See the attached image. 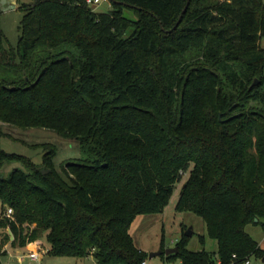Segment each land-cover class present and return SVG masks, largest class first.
<instances>
[{"label": "trees", "instance_id": "trees-1", "mask_svg": "<svg viewBox=\"0 0 264 264\" xmlns=\"http://www.w3.org/2000/svg\"><path fill=\"white\" fill-rule=\"evenodd\" d=\"M110 2L17 0L9 49L0 18V122L80 148L56 165L53 143L39 163L0 147V201L13 209L0 212V264L5 241L42 236V252L142 264L130 225L162 212L185 174L176 208L202 217L218 249L188 250L185 234L182 264L262 258L245 228L264 225V0H189L174 29L187 0Z\"/></svg>", "mask_w": 264, "mask_h": 264}, {"label": "rangeland", "instance_id": "rangeland-1", "mask_svg": "<svg viewBox=\"0 0 264 264\" xmlns=\"http://www.w3.org/2000/svg\"><path fill=\"white\" fill-rule=\"evenodd\" d=\"M91 6L96 12H107L112 8L110 0H94ZM0 18L3 30V44L5 48L16 47L19 39V25L22 18V12L18 9L17 0H0ZM260 47L264 50V34L259 41ZM0 130L10 133L19 140L7 137L0 138V147L8 152L20 153L29 156L34 162L39 163L44 153L42 143H53L57 146V155L55 157L56 165L60 160L80 155V148L76 141L64 138L55 132L44 128H17L12 125L1 123ZM183 179L175 185L169 204L162 212L137 215L130 225V234L136 246L147 254L157 250H164L176 246L186 232H191L188 236L186 249L191 251H216L218 244L212 239L206 231V224L202 217L190 210H179L176 204L180 195L181 186L186 179ZM9 207L5 206L2 210L0 201V212H7ZM34 224L31 225V228ZM246 231L252 235L264 249V225L248 224ZM9 228H0L1 238L5 236ZM203 236V240L201 239ZM39 242L24 249L13 250L10 241H5L2 250L6 248L7 254L2 257V264H96L93 256L84 259L69 255H56L42 252V244L45 248L49 247L47 239L42 236ZM40 252V263L31 262L27 252ZM17 251V254H16ZM23 256L24 258H19ZM19 258V259H18ZM146 264H182L180 258L175 255H158L145 259ZM249 264H264L261 257L252 255Z\"/></svg>", "mask_w": 264, "mask_h": 264}, {"label": "water", "instance_id": "water-1", "mask_svg": "<svg viewBox=\"0 0 264 264\" xmlns=\"http://www.w3.org/2000/svg\"><path fill=\"white\" fill-rule=\"evenodd\" d=\"M111 1H115V0H111ZM188 4H189V0H187V2H186V4H185L184 8L182 9L181 14L179 15V17H178V19H177V21H176V24L173 26L172 29H174V28L178 25V23L181 21L182 16H183V14L185 13ZM130 6H134V5H130ZM172 29H170L169 31H171ZM257 82H258V80L255 79L254 83H257ZM46 171H47V170H43V172H46ZM184 187H185V184H183V188H184ZM190 234H191V232H186V235H187V236H189ZM178 251H179L178 246H173V247L166 248V249H164V250L160 249V250H157V251L150 252V253L148 254V257H149V258H152V257L158 256V255H162V254L171 255V254H175V253H177ZM262 261L264 262V256L262 257Z\"/></svg>", "mask_w": 264, "mask_h": 264}, {"label": "built area", "instance_id": "built-area-1", "mask_svg": "<svg viewBox=\"0 0 264 264\" xmlns=\"http://www.w3.org/2000/svg\"><path fill=\"white\" fill-rule=\"evenodd\" d=\"M87 1V3L89 4V5H92L93 3H95L94 2V0H86ZM7 215H10V214H12L13 213V209L11 208V207H9L8 209H7ZM10 232V231H9ZM13 238V235H11V239ZM6 249V248H5ZM27 255H29L30 257H31V259L32 260H36V261H39V259H40V252L37 250H35V251H32L31 253L30 252H27ZM19 258H24L23 256H19ZM18 258V259H19ZM250 263V259L249 260H247L246 262H244L243 264H249ZM142 264H146V261L144 260L143 261V263Z\"/></svg>", "mask_w": 264, "mask_h": 264}, {"label": "bare ground", "instance_id": "bare-ground-1", "mask_svg": "<svg viewBox=\"0 0 264 264\" xmlns=\"http://www.w3.org/2000/svg\"><path fill=\"white\" fill-rule=\"evenodd\" d=\"M28 258L30 259L31 262H37L36 260H32L29 255H28Z\"/></svg>", "mask_w": 264, "mask_h": 264}, {"label": "crops", "instance_id": "crops-1", "mask_svg": "<svg viewBox=\"0 0 264 264\" xmlns=\"http://www.w3.org/2000/svg\"><path fill=\"white\" fill-rule=\"evenodd\" d=\"M261 247V246H260ZM89 256H92V255H89ZM41 257V256H40ZM88 257V256H87ZM86 258V257H85ZM84 259V258H83ZM82 260V259H81ZM39 263H40V259H39V261H38ZM19 264V263H18ZM25 264V263H24Z\"/></svg>", "mask_w": 264, "mask_h": 264}]
</instances>
